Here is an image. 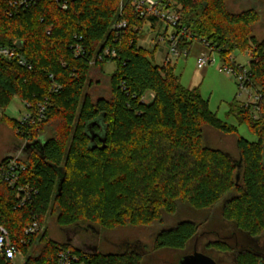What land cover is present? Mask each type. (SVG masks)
<instances>
[{
	"label": "trees",
	"instance_id": "1",
	"mask_svg": "<svg viewBox=\"0 0 264 264\" xmlns=\"http://www.w3.org/2000/svg\"><path fill=\"white\" fill-rule=\"evenodd\" d=\"M226 1L176 0L187 34L194 37L190 42L183 38L179 49L184 52L194 42L204 41L215 47L225 66L231 65L234 54L247 55L250 81L262 96V115L264 41L257 43L253 36L258 13L234 14ZM120 3L71 0L63 10L56 0H44L11 15L8 1L0 0V46L17 49L26 61L23 66L16 59L0 57V108L15 98L34 114L46 105L44 119L33 125L6 115L0 123L29 145L40 141L42 130L52 134L22 161L21 184L38 191L31 203L17 208L15 191L0 183V222L15 242L24 238L34 221L44 225L50 216L56 217L60 228L90 226L107 236L119 228L160 224L165 215L175 217L186 207L194 217L163 228L154 246L155 251L184 253L199 236L201 225L213 227V213L224 203L219 218L233 232L227 240L209 242L207 255L218 264H224L223 254L232 255L235 264H264V251L249 246L264 237L263 116L256 119L253 106H241L237 120L246 123L258 141L240 137L210 110L199 88L181 83L172 64L154 63L156 49L139 47L142 29L158 20L140 17L130 1L121 12ZM121 21L127 28L115 30ZM76 44L84 49V57L75 56ZM106 49L118 54L112 61L117 63L111 76L112 98L93 102L85 97L82 102L90 75L104 74L110 62L90 61ZM238 107V101L231 104L229 115L236 117ZM206 126L235 135L241 161L205 147ZM37 242L42 251L28 255ZM63 250L78 256L81 264H144L134 252L86 253L71 243L58 244L47 230L22 246L24 264H58ZM185 255L191 253L179 257L177 264ZM0 264L13 263L0 257Z\"/></svg>",
	"mask_w": 264,
	"mask_h": 264
},
{
	"label": "rangeland",
	"instance_id": "2",
	"mask_svg": "<svg viewBox=\"0 0 264 264\" xmlns=\"http://www.w3.org/2000/svg\"><path fill=\"white\" fill-rule=\"evenodd\" d=\"M226 5L229 11L234 14H241L247 10L256 11L259 21L254 26L253 36L257 43L264 41V0H227ZM166 33L167 35H165ZM172 33L173 29H167V25L163 22H157L155 27L152 26V23H147L142 29L139 47L150 51H154L157 47L154 63L162 66L164 65L163 62L166 56L165 51L169 53V44L166 40L160 41V37L170 36ZM185 51L189 52L187 57L185 56ZM185 51L179 58L173 57L171 63L181 83L186 88H199L201 96L209 103L210 110L217 114L220 120L234 127L239 136L246 141L251 143L257 142L258 138L251 131L250 127L246 123L238 121L240 119L241 106L245 108L252 104L255 101L256 92L254 90L240 89V82L234 74L220 72L224 64L216 54L211 56L214 60L211 65L204 69H199L197 67L198 57L201 53H208V49L201 42H194L189 47V50L186 49ZM234 56L238 66L245 67L246 70L250 69V59L247 55L236 53ZM116 66V62H109L103 68L104 74L94 71L90 75L82 95V102L85 97H89L93 102H96L98 99L110 100L112 98L111 76L115 72ZM235 101L239 102V107L235 109L236 117L229 115L230 105ZM27 113L26 105L21 100L15 98L7 108H0V119L3 115H6L20 121ZM260 114L259 112H255L256 119L260 118V116L264 118V101L262 104V115ZM39 136L40 141L46 142L51 138L52 134L48 130H42ZM24 142L18 137L14 129L5 123H0V162L9 156L17 155L16 152L21 150ZM204 146L229 154L236 163L241 161L240 152L237 148V137L235 135H224L217 129L206 126L204 128ZM23 158L26 159L25 156ZM223 204H220L217 211L213 213V227L209 228L206 225H201L199 236L190 243L186 251L187 253L200 252V247L207 245L209 242L219 240L218 234L223 237L229 235V232H233V228L227 225V223H222L219 218ZM188 217L194 216H191L189 209L185 207L175 217H167L165 215L163 222L160 224L151 225L149 228H119L103 238L102 234L98 235L97 230L94 232L93 227L90 226L80 228V230L77 229V231H75L76 229H72L73 231L71 230L69 233H66L64 232V228L59 227L56 217L53 216L47 218L44 229L48 231V236L52 241L58 244L71 243V245L82 249L86 253H92L96 251V248H99L98 250L104 253L134 252L143 257L144 264H177L178 258L186 252L155 251V237L163 228L175 227L179 221ZM198 222L202 223L204 220L198 218ZM212 231L217 234H211ZM197 244L198 248L195 247ZM249 244L251 248L254 247L257 250H261L264 248V237L257 242H250ZM235 248L239 249L240 247L236 245ZM40 251H42V245L37 242L32 246L28 255H34ZM216 256L219 257L220 254ZM220 257L224 259V264H235L232 255L223 254ZM24 259L18 258L13 264H24Z\"/></svg>",
	"mask_w": 264,
	"mask_h": 264
},
{
	"label": "built area",
	"instance_id": "3",
	"mask_svg": "<svg viewBox=\"0 0 264 264\" xmlns=\"http://www.w3.org/2000/svg\"><path fill=\"white\" fill-rule=\"evenodd\" d=\"M11 15L19 14L20 12L31 8L32 6L44 1V0H7ZM120 10L122 12L124 4L126 1L132 2L135 7L136 12L142 18H155L158 22H163L167 25V29L172 28L173 33L170 36H161L160 41H168L169 53L165 59L164 64L168 65L172 63L173 57L179 58L184 52L179 49L180 42L183 38L187 42L194 40L192 35L187 34V30L182 22V15L178 11L176 0H120ZM71 0H56V3L63 10H67L70 5ZM127 28V22L121 21L114 26L115 30L121 31ZM168 37V38H167ZM81 40V38L79 39ZM200 42V41H199ZM208 49V53H201L197 59V67L199 69H204L211 65L214 60L212 55L216 54L215 47L207 45L204 41L201 42ZM72 50L76 57H84L85 51L79 44L72 47ZM189 52L185 51V56L187 57ZM0 57H5L7 59H16L23 66L26 65V61L22 55L15 48H10L7 46H0ZM118 58V54L115 50L106 49L104 52L90 61L92 65L96 62L104 61H114ZM230 66H225L220 69V72L232 73L234 74L238 81L240 82V89L243 90H254L256 92L255 101L249 106H253L254 112H260V101L262 99L261 94L255 89L250 81L249 70L245 67L238 66L236 63L235 56L230 57ZM251 96V93H250ZM154 96L151 95L152 99ZM147 101L148 98H143ZM27 115L23 117L20 122L22 125L28 123L35 124L37 121L44 119V114L46 112V105H40L37 113H33L30 106L26 104ZM6 162H0V183H6L12 190L15 191L17 208L21 209L31 203L35 196H37L38 191L29 185L21 184V174L25 172V166L22 161L24 159L19 157H8ZM46 229L44 225H41L38 221H34L29 225L24 231V238L15 242L12 240L9 231L0 222V257L7 262L14 263L18 258L24 259V253L22 251V246L29 243L30 239L36 235L44 234ZM58 264H81V260L78 256L73 254L70 250H63L58 255Z\"/></svg>",
	"mask_w": 264,
	"mask_h": 264
},
{
	"label": "water",
	"instance_id": "4",
	"mask_svg": "<svg viewBox=\"0 0 264 264\" xmlns=\"http://www.w3.org/2000/svg\"><path fill=\"white\" fill-rule=\"evenodd\" d=\"M105 142V141H103ZM40 144V141H36L34 144L29 145L27 148L28 149H33L36 146ZM62 183H63V178L59 182V188L58 191L61 193V188H62ZM180 264H217L213 259L202 255L200 253H194L193 255H189L184 257L181 261Z\"/></svg>",
	"mask_w": 264,
	"mask_h": 264
},
{
	"label": "flooded vegetation",
	"instance_id": "5",
	"mask_svg": "<svg viewBox=\"0 0 264 264\" xmlns=\"http://www.w3.org/2000/svg\"><path fill=\"white\" fill-rule=\"evenodd\" d=\"M237 148H238V140H237ZM238 150H239V148H238ZM229 155V154H228ZM230 156V155H229ZM212 228V227H211ZM78 229V228H77ZM77 229L75 230V229H73V230H75V231H77ZM72 230V228H70V229H65L64 230V232H66V233H69L70 231ZM72 230V231H73ZM80 230V229H79ZM95 230L96 229H94L93 228V231L95 232ZM97 234L98 235H100L101 233L97 230ZM212 233H215L216 234V232H212ZM219 235V237H220V239H225V240H227L228 239V237H227V235L226 236H221L220 234H218ZM103 237H104V235H103ZM102 237V238H103ZM263 238V237H262ZM261 239V238H260ZM260 239H258V240H260ZM258 240H255V241H253V242H257ZM208 245V244H207ZM207 245H205V246H203V247H200L199 249H200V252H197V251H194L191 255H193L194 253H200V254H202V255H205V256H207V257H209V258H211L210 256H208L207 254V252H206V247H207ZM196 248H198V244H197V246H195ZM195 248V249H196ZM97 249V248H96ZM99 249V248H98ZM97 249V250H98ZM259 252H263L264 251V248L263 249H261V250H258ZM187 256H189V255H187ZM184 257H186V255L184 256ZM212 259V258H211ZM214 260V259H213ZM215 261V260H214ZM216 262V261H215ZM217 263V262H216ZM218 264V263H217Z\"/></svg>",
	"mask_w": 264,
	"mask_h": 264
},
{
	"label": "crops",
	"instance_id": "6",
	"mask_svg": "<svg viewBox=\"0 0 264 264\" xmlns=\"http://www.w3.org/2000/svg\"><path fill=\"white\" fill-rule=\"evenodd\" d=\"M152 26L153 27H155L156 26V23L155 24H153L152 23ZM165 35H167V33L165 34ZM157 48V47H156ZM155 48V49H156ZM166 52V56H165V58H164V62H165V59H166V57L168 56V52L167 51H165ZM164 62H163V64H164ZM208 143V142H207ZM29 146V144L27 143V142H24V144L21 146V150H19V152H16V154L17 155H14V156H9V157H19V158H22V159H24L23 157L25 156L26 158L30 155V151H31V149H28L27 147ZM26 152H27V154H26ZM26 154V155H25ZM8 158V157H7ZM74 246V245H73ZM75 247V246H74ZM75 248H77V247H75ZM77 249H79V250H82V249H80V248H77ZM83 251V250H82ZM96 251H97V249H96ZM96 251H94V252H96ZM85 252V251H84Z\"/></svg>",
	"mask_w": 264,
	"mask_h": 264
}]
</instances>
